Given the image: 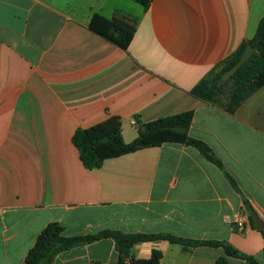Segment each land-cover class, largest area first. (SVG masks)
<instances>
[{"label":"crops","instance_id":"crops-1","mask_svg":"<svg viewBox=\"0 0 264 264\" xmlns=\"http://www.w3.org/2000/svg\"><path fill=\"white\" fill-rule=\"evenodd\" d=\"M136 20L126 50L93 33V15ZM264 0H0V264H24L40 232L104 230L220 242L264 264V86L233 113L193 88L255 34ZM224 97V98H223ZM192 111L188 135L205 143L235 182L194 148L164 144L86 170L71 142L108 116L126 144L137 128ZM135 121L136 125H132ZM242 222L241 230L235 227ZM217 264L221 248L153 241L136 260ZM228 264H246L226 257ZM52 264H117L110 239L58 254ZM130 264V263H126Z\"/></svg>","mask_w":264,"mask_h":264},{"label":"trees","instance_id":"trees-1","mask_svg":"<svg viewBox=\"0 0 264 264\" xmlns=\"http://www.w3.org/2000/svg\"><path fill=\"white\" fill-rule=\"evenodd\" d=\"M130 1L141 5L143 8H147L149 5V0ZM135 26V19L125 17L106 19L97 14L93 15L89 22L90 31L112 42L122 50H126L132 41ZM247 46L254 50L251 57L229 80L221 83L220 77L239 61ZM263 86L264 16L260 19L254 36L249 41L242 43L218 70L210 72L206 78L200 81L191 93L209 104H216L220 97L226 96L225 111L233 114L242 103ZM193 116V112L188 111L142 124L137 128V139L129 144H126L122 139L120 118L108 116L104 121L88 129H77L71 137V142L86 170L98 169L106 160L116 159L142 148H156L164 144L185 145L194 148L206 161L222 170L231 187L239 193L234 180L224 172L213 151L205 143L188 135ZM174 127L183 128L185 132L177 133L172 130ZM138 142H141L143 147H138ZM243 203L249 213L253 211L247 201L244 200ZM249 220L252 228L255 229L251 216H249ZM258 232L264 240V230ZM103 239L113 241L117 253V264H126L127 262L130 264H160L161 253L158 251H153L150 258L146 260H136L131 256V250L135 245L157 240L179 245L184 251L198 247L221 248L224 257L219 258L217 264H228L226 257L244 261L246 264H258L252 257L239 254L220 242L187 240L166 234H126L115 230H104L93 235L66 237L62 227L57 223L48 224L40 232L33 247L25 256L24 264H52L54 258L62 252Z\"/></svg>","mask_w":264,"mask_h":264},{"label":"water","instance_id":"water-1","mask_svg":"<svg viewBox=\"0 0 264 264\" xmlns=\"http://www.w3.org/2000/svg\"><path fill=\"white\" fill-rule=\"evenodd\" d=\"M254 50L252 49V47L247 46L244 50V52L242 53L239 61L228 71H226L221 77H220V82L224 83L227 80H229V78L235 74V72L243 65L247 62V60L251 57V55L253 54ZM173 131L177 132V133H184L185 129L183 128H178V127H174L172 128ZM138 147H143V144L141 142L137 143ZM250 216L251 219L253 221V224L256 228V230L261 231L264 230V223L262 222V220L258 217V215L254 212L251 211L250 212Z\"/></svg>","mask_w":264,"mask_h":264},{"label":"built area","instance_id":"built-area-1","mask_svg":"<svg viewBox=\"0 0 264 264\" xmlns=\"http://www.w3.org/2000/svg\"><path fill=\"white\" fill-rule=\"evenodd\" d=\"M132 125H136V122L133 121V122H132ZM235 227L238 228L239 230H241L242 227H243L242 222H236V223H235Z\"/></svg>","mask_w":264,"mask_h":264},{"label":"rangeland","instance_id":"rangeland-1","mask_svg":"<svg viewBox=\"0 0 264 264\" xmlns=\"http://www.w3.org/2000/svg\"><path fill=\"white\" fill-rule=\"evenodd\" d=\"M224 98V97H223Z\"/></svg>","mask_w":264,"mask_h":264}]
</instances>
